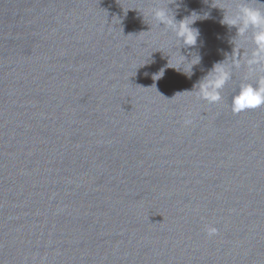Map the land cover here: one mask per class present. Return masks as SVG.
Wrapping results in <instances>:
<instances>
[{
    "label": "water",
    "instance_id": "water-1",
    "mask_svg": "<svg viewBox=\"0 0 264 264\" xmlns=\"http://www.w3.org/2000/svg\"><path fill=\"white\" fill-rule=\"evenodd\" d=\"M169 2L0 0V264H264V106L230 105L257 74L185 92L245 40L241 0H180L201 62L156 81L172 37L139 12Z\"/></svg>",
    "mask_w": 264,
    "mask_h": 264
},
{
    "label": "clouds",
    "instance_id": "clouds-1",
    "mask_svg": "<svg viewBox=\"0 0 264 264\" xmlns=\"http://www.w3.org/2000/svg\"><path fill=\"white\" fill-rule=\"evenodd\" d=\"M255 2L264 5L258 0H255ZM249 3L250 0H241L235 11L219 8L224 13L220 23L226 25L229 29H236V35L230 42L232 43L236 37H244L245 40L239 45L232 43L231 55H226L223 61L215 63L207 74L193 86V90L185 91L192 93L195 90V94L202 101L209 104L219 103L223 99L221 96L222 89L233 77V69L247 67L249 73L257 74V79L255 83L245 82L237 86V90L230 101L231 108L235 113L264 106V10L258 7H250ZM169 5L174 7L170 8ZM179 8L180 0H170L166 6L158 7L154 5L143 11V13L139 12L143 17V21H145V17H148L155 23L157 28L165 30L172 37L173 46L167 54L169 58L167 64L152 76V78L158 77L156 81L164 76L166 68H171L191 78L194 66L201 62L199 54L189 52L188 55L191 56V59H187L185 55L181 54L180 50L181 48L193 49L197 45L200 31L192 25L197 20L208 18V13L201 16L193 11L189 16L177 21L176 14ZM250 29L252 30V47L250 50H245L246 34ZM145 63H149L148 59ZM185 64L188 65L186 70L184 69ZM191 123L190 118H185L184 124L186 126ZM207 233L209 236H214L217 234V229L208 227Z\"/></svg>",
    "mask_w": 264,
    "mask_h": 264
}]
</instances>
